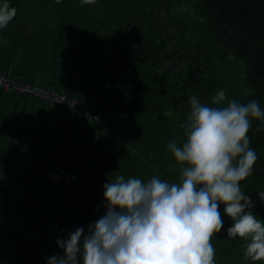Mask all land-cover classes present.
Masks as SVG:
<instances>
[{
    "label": "rangeland",
    "instance_id": "1",
    "mask_svg": "<svg viewBox=\"0 0 264 264\" xmlns=\"http://www.w3.org/2000/svg\"><path fill=\"white\" fill-rule=\"evenodd\" d=\"M127 1L132 0H125L126 3ZM263 2L264 0H163L158 6L145 9L140 18L142 22L135 21L136 29L137 25L141 26L137 29L139 38L137 39L134 33L130 32L124 42L117 41L116 49L112 48V55L116 61L122 58L126 59L131 55L133 57L142 55L148 64L150 57H147V54L156 53L151 59L154 61L160 59V62L155 65L153 74L149 72L148 78H151L153 89L158 95H171L169 98L173 100V104L178 103L180 99L177 98L178 96H184L186 90L192 88L197 91L201 89L204 93L203 97L210 104V97L218 90L223 89L228 100L234 99L241 103L256 100L264 109V28L258 27L250 21V19H254L257 12L251 11L253 14L250 16L251 12L247 11V7L258 8ZM21 5L24 6L21 15L23 14L25 18L30 16L28 20L30 19V23L36 25L37 29L42 27L54 33L49 41L53 42L54 38L56 40L60 37L62 40L63 38L67 39L69 43V46L58 44L56 47L57 56L53 58L49 54L42 53L40 47L36 48L42 58L44 68L47 71L50 70L49 75L54 76L57 82H59L62 72H69L70 75L74 72L76 67L71 69L72 64L70 63L72 62L73 66H76L74 60L78 55L83 53L87 58L89 56L96 57L94 52L99 53L101 46L93 45L91 50L90 47H86V44L98 41L96 37H102L101 31L112 32L113 35H116V20L111 18L116 17V0H95L93 5H85L82 0H21ZM29 8H31L30 11H27ZM37 16L42 20H36ZM244 16L247 17V22L244 21ZM21 19L24 18H18V21L20 22ZM132 21L133 18H129L127 24H132ZM71 29L78 32L77 36L68 34ZM26 31L31 34L32 40L40 39L36 37L37 30L33 33L28 29ZM52 52H55V49ZM159 55L162 56L159 57ZM173 56H177V58L172 60ZM166 60H170L168 66L164 64ZM57 62L58 67L55 65ZM102 67L103 65H100V68ZM92 72L89 70L85 73L87 80L97 78V72ZM38 80H36V84H40L37 83ZM55 86L57 87L58 84ZM115 97L117 100L119 94L116 93ZM19 99L21 103L24 101L22 96ZM38 103L48 109V104L40 101ZM185 106L189 108L188 103ZM89 109L93 115H97L100 119L98 122L89 121L91 126L96 129L91 138L93 151L89 160L91 163L97 161L96 165L105 167L110 163L109 158L116 150V126L110 133L107 125L104 124L107 102L106 104L103 102L92 103ZM173 110V107H168L164 114L170 115ZM127 116L128 112L126 114L124 111L121 112L122 120ZM109 123L113 126L112 121ZM91 132L89 131V134ZM248 136L251 147L258 155L255 167H258L261 173H257V175L261 181H264V126H262V122L252 121ZM26 145L24 149L20 150L22 155L26 154V160L19 161L17 159L15 161L7 158L3 164L4 168L0 170L1 174L14 175L6 176L9 180H14L12 183H3L4 181L2 182V177H0V186L2 187L0 188V219L3 223L14 221L17 227L22 223L24 228L29 226L24 222L31 223L34 220L41 224L44 237L35 240L33 253L27 252L28 257L25 258L24 264H46L48 257L59 252L56 240L61 237L49 235L45 231L46 218L40 214L38 198L35 197L42 193L41 187L37 186L40 180L38 182L21 180V178L36 179V176L30 175L35 169L31 161H37L42 155V151L31 150L35 144L27 143ZM48 170V175H50L52 171ZM21 172H26L29 176L18 174L21 180L18 183L16 180L18 176H15V173ZM164 179L166 178L164 177ZM260 191H264L262 184L255 192H252L253 196L256 195L253 200L258 213L259 211L264 212V202H261L257 196ZM60 195L67 198L68 193ZM28 198L31 199L30 203H27ZM53 209L56 211L55 208ZM48 211L50 213L51 209ZM57 216L60 218L62 213ZM34 231V228L23 229L22 234L6 231L3 232L0 241L8 243L7 247L10 245L17 247V250L12 248L13 252L17 253L20 249H26V246L21 245L18 248V245L21 242H30ZM22 235L27 239L23 240ZM233 249L230 248L229 252H233ZM4 251L7 253V249ZM227 256L230 257L231 254L229 256L228 253ZM245 261L246 259L233 254V257L224 263L247 264Z\"/></svg>",
    "mask_w": 264,
    "mask_h": 264
},
{
    "label": "clouds",
    "instance_id": "2",
    "mask_svg": "<svg viewBox=\"0 0 264 264\" xmlns=\"http://www.w3.org/2000/svg\"><path fill=\"white\" fill-rule=\"evenodd\" d=\"M16 13L0 3V29ZM187 103L184 139L167 146L181 168L178 181L155 175L147 181L123 175L108 179L105 214L86 232L78 227L58 238L59 252L46 264H215L210 241L224 227L221 205L232 221L228 238L248 241L244 256L264 261V222L251 211L255 201L240 186L258 159L248 132L252 121L264 126V109L256 100H228L223 89L210 97V104L194 95ZM257 196L264 202V191Z\"/></svg>",
    "mask_w": 264,
    "mask_h": 264
},
{
    "label": "trees",
    "instance_id": "3",
    "mask_svg": "<svg viewBox=\"0 0 264 264\" xmlns=\"http://www.w3.org/2000/svg\"><path fill=\"white\" fill-rule=\"evenodd\" d=\"M4 2H7L10 7H15L17 13L6 28L0 29V56L6 52L7 58L10 59L14 50L22 52V50L29 48H38L37 44H39L42 50L43 41H49L54 33L42 27L37 29L36 25L34 26L30 23V19L28 20L30 16H27V18L23 17L21 11L24 6L21 5V0H0V3ZM161 2L163 0H132L127 1V3L125 0H116V17H111L116 20V35H113L112 32L101 31L102 37H96L98 41L86 44V47H90L91 50L93 49L91 47L93 45L99 44L101 46L99 53L97 51L94 52L96 57L89 56L87 58L82 53L74 60L76 66H73L72 62L70 63L72 64V66L70 65L72 68L76 67L78 69L75 70L78 75L76 79L79 81L81 79L82 82L85 81L83 95L81 98H77L88 108L95 102H103L105 104L107 102L104 124L107 125L110 133L113 132V127L116 126L117 144L116 150L112 149L115 153L109 158L110 163L103 167V165H96L97 161L91 163L89 160L93 151L91 138L94 134H88L85 138L83 137L81 147H78L79 144H76V148H73V146L69 148V144L63 148L61 146L62 140L58 139L48 149L41 152L46 155L47 159H44L42 163L40 162V166L34 167V172L30 174L36 176V179L21 178V180L26 181L38 182L40 180L37 186L41 187L42 193L35 197L38 198L40 214L46 218L47 227L45 231L49 235L66 238L69 232L74 231L78 227H83L86 232L87 226L90 223H94L105 214V208L103 207V185L108 179H114L116 175H123L126 178H141L145 181L154 175L161 180L169 182H175L179 179L181 168L168 151L167 146L173 139H176L177 142L184 139L181 125L185 121L189 111V108L185 106L189 98L194 95L204 103H209L208 100L203 97L204 93L201 89L197 91L195 88L186 90L182 97L178 96L177 98L180 99L177 104H173V100L169 98L170 94L158 95L153 89L152 82L150 81L151 78H148L149 72L153 74L152 71H154L155 65L157 62H160V59L157 61L151 59L156 53L147 54V57H150L148 64L142 55L141 57H133L131 55L126 57V59H118V61L112 55V48L115 47L116 49L117 41L124 42L130 32H133L137 39L139 38V31L137 29L141 26L137 25L136 27L138 28L136 29L135 25L137 23L135 21L142 22L140 18L145 9L151 6L156 7ZM21 7L22 9H20ZM30 9H27V11H30ZM247 11L249 13L251 11L257 12L254 19H250V21L256 26L264 28V2L258 8L247 7ZM252 12L250 16L253 14ZM21 17L24 19H21L19 22L18 18ZM129 18H133L132 24H127ZM37 19H39L38 16ZM243 19L245 22L248 21L245 16ZM27 29L31 30V33L35 30L38 32L42 31L40 36L42 44L38 43L40 41L35 43V40L31 39V34L26 31ZM60 43L67 44L68 41L65 38L62 40L60 37L59 39H54L53 42L49 41L47 42L48 46H46V49L43 48L41 52H47L46 54L51 55L52 58L56 57V47ZM54 49L55 52H52ZM161 56L159 55V57ZM175 58L177 56H173L171 59L174 60ZM169 62L170 60H166L164 64L168 66ZM55 65L58 67V62ZM100 65H103V67L100 68ZM42 66L44 65L42 64ZM89 70L94 73L97 72L96 79H86L85 73ZM73 76L74 74L72 73L71 77ZM47 84L52 85L53 82ZM91 90H93V93L89 95L88 93ZM116 93L119 94L117 100L116 97L114 98ZM91 99L95 101H91ZM32 101L38 103L36 100ZM168 107L174 108L170 115L164 114V111ZM122 111H124V114L128 112V116L124 120L121 119ZM109 121L113 122V126L110 125ZM2 168L4 166L0 164V170ZM47 168L52 171L50 175H48L49 170ZM257 173H261V171L254 165L252 175L242 181L240 185L241 190L245 194L250 195L252 199L256 196H253L252 192H255L260 184L264 185V181H261ZM22 175L29 176L26 172ZM6 176L14 175L1 174L0 177H2L1 181H4L3 183L14 182V180H9ZM15 176H18L16 180L20 183V176L18 174ZM0 188L2 187L0 186ZM61 193H68L67 198L64 195L61 196ZM30 202L31 199L28 198L27 203ZM50 209L49 213L48 210ZM251 211L258 219L264 222L263 211H259L258 213L255 207ZM220 212L224 220V227L220 233L213 234L210 241L215 249V264H221V262L225 264L224 262L231 259L233 254L246 259L245 262L247 264H264V261L253 262L244 256V250L248 241L238 237L228 238L227 229L231 226L232 221L224 215L223 205H221ZM59 213H62L60 218L57 216ZM10 222L3 223L2 219H0V237L6 231L8 233L15 231L20 234H22L21 231L23 229L34 228L35 231L31 235L30 242H25V244L20 241L21 243L18 245V248L24 245L26 249H20L17 253H14L12 249L15 248L17 250V247L14 245L7 247L8 243L0 241V264H24L25 258L28 257L27 252L33 253L32 249L35 240L43 238L44 233L41 230V224L34 220L31 223L24 222L25 224H29L28 228L22 227V223L20 224L21 226L17 227L14 221L10 220ZM22 239L26 240L27 238L22 235ZM230 248H234L233 252H229ZM6 249L7 253L4 251ZM227 251L229 256L231 254L230 257L227 256Z\"/></svg>",
    "mask_w": 264,
    "mask_h": 264
},
{
    "label": "crops",
    "instance_id": "4",
    "mask_svg": "<svg viewBox=\"0 0 264 264\" xmlns=\"http://www.w3.org/2000/svg\"><path fill=\"white\" fill-rule=\"evenodd\" d=\"M37 32L36 37L40 39L35 41V43L38 41H40L38 43H41L40 36L42 31ZM77 33L71 29L68 34L77 36ZM42 45V50L48 46L45 41H43ZM66 45L69 46V43ZM37 46L39 47V44ZM36 48H29L22 50V52L14 50L10 59L7 58L6 52L2 53L0 56V72L26 82L32 81V83H35L39 79L37 83L47 84L52 81V85L55 88H57L55 85L58 84V89L65 92L68 96L81 98L85 83L81 79L80 81L76 79L78 75L75 70L78 69H74L73 77H71L69 72H62V76L57 82L54 76L49 75L50 70L48 69L47 71L42 66L41 58ZM70 68L73 69L74 67ZM92 93L93 90L89 91L88 94L91 95ZM2 94H0V164H4L7 158L15 161L17 159L19 161L26 160V154L22 155L20 150L24 149L27 143L35 144V147L31 150L44 151L59 139L62 140L61 146L63 148L68 146V144L69 148L71 146L76 148V144L81 147L83 142L81 140L89 134V131H92L90 134H95L94 131L96 129L91 126L90 120L83 119L76 110H69L63 106L55 105H49L48 109H46L42 104L28 98H24L21 103L19 99L21 96L11 93ZM92 100L95 101L94 99ZM41 154L37 161H31L34 167L35 165L40 166V162L42 163L46 159V155ZM17 174L25 173H15V175Z\"/></svg>",
    "mask_w": 264,
    "mask_h": 264
},
{
    "label": "built area",
    "instance_id": "5",
    "mask_svg": "<svg viewBox=\"0 0 264 264\" xmlns=\"http://www.w3.org/2000/svg\"><path fill=\"white\" fill-rule=\"evenodd\" d=\"M0 93H11L28 99L40 101L48 105L63 106L69 110H76L81 116L90 121L98 122L100 119L93 115L90 109L77 97L68 96L53 85L34 84L0 72Z\"/></svg>",
    "mask_w": 264,
    "mask_h": 264
}]
</instances>
